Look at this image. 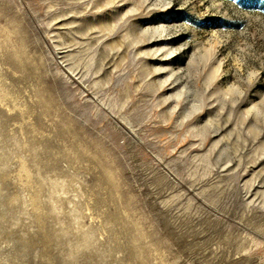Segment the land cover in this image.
<instances>
[{
  "label": "rangeland",
  "instance_id": "1",
  "mask_svg": "<svg viewBox=\"0 0 264 264\" xmlns=\"http://www.w3.org/2000/svg\"><path fill=\"white\" fill-rule=\"evenodd\" d=\"M0 264H264V0H0Z\"/></svg>",
  "mask_w": 264,
  "mask_h": 264
}]
</instances>
